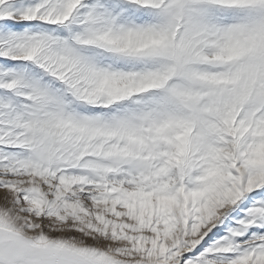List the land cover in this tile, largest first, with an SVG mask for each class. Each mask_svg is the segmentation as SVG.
<instances>
[{"label": "snow or ice", "instance_id": "snow-or-ice-1", "mask_svg": "<svg viewBox=\"0 0 264 264\" xmlns=\"http://www.w3.org/2000/svg\"><path fill=\"white\" fill-rule=\"evenodd\" d=\"M0 264H264V0H0Z\"/></svg>", "mask_w": 264, "mask_h": 264}]
</instances>
